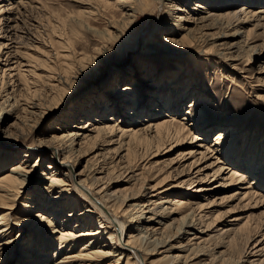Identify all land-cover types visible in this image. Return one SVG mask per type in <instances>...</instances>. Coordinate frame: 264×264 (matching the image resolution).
Returning a JSON list of instances; mask_svg holds the SVG:
<instances>
[{
	"label": "bare ground",
	"instance_id": "6f19581e",
	"mask_svg": "<svg viewBox=\"0 0 264 264\" xmlns=\"http://www.w3.org/2000/svg\"><path fill=\"white\" fill-rule=\"evenodd\" d=\"M242 1L244 5L240 6ZM5 2L6 0H0V205H7V202L19 197V192L28 191L21 208L30 215V212L37 210L33 215L34 220H30L35 225L29 231V238L24 245L23 256L26 255L27 258H21L20 264H222L224 259L220 261L215 252L208 254L207 247L202 245L206 238L204 236L211 231L204 228L212 215L213 201L210 197L221 189L234 188L239 184L229 196L230 200L260 201L259 207L264 208L263 151H258L248 161L246 153L240 154L242 151L237 148L236 135L239 131L236 128L223 123L209 127L210 122L205 119L208 110L203 105L207 104L214 110L219 105L203 93L204 90L200 89L198 83L193 84L192 90L186 88L188 80L182 81L188 67L183 69L182 64L175 77H164L159 82L162 88L161 92H157L159 95L152 89L149 91V88L156 85L147 87L148 92L158 98L155 102L150 101L151 96L144 99L141 92L144 84L141 86L140 81L132 82L131 78L128 83L108 88L109 98L101 97L99 102L102 103L90 102L79 116L88 117L84 124H80L82 120L75 115L74 107L61 122V127L54 128L55 132L35 136L37 126L27 131L24 129V122L27 121V114L42 112V104L31 102L19 111H14L19 106L18 92L26 85L35 83L26 78L31 70L22 69L23 66L30 67V61L27 51L21 49L24 46L19 45L23 39L19 26L27 0ZM89 2L106 13L115 9L121 11L122 22L118 23L111 18L109 29L107 27L108 31L105 30L106 37L103 35L106 41L101 49L106 51L108 58L113 51H123L122 47L128 43L131 35L132 25L141 12L148 10L149 15L162 11L163 15L169 17L167 29L169 26L172 31V34L164 37L165 48H160V52L151 51L164 58L191 53L194 69L203 65L205 70L206 64L214 65L213 63L221 61L227 67L237 70L242 59L238 46L243 41L238 39L244 38V31L239 28L249 25L255 31H264V0H88L87 3ZM256 5H260L257 10L253 8ZM126 24L129 26L127 32L124 30ZM240 24L242 26L238 27ZM223 29L227 30L223 32ZM228 38L232 40L226 43ZM136 49L134 47L131 50L129 57L136 58ZM127 52L124 50L123 53ZM197 54H203L208 59H196ZM256 54L264 55V49ZM109 61L104 60V63L109 64ZM250 62L247 59L245 63L248 65ZM89 63L90 61L77 69L82 82L77 85L79 89L101 77L106 71V64L97 68L94 63ZM147 67L153 66L151 64ZM131 69L133 67L130 71ZM157 76L160 74L153 75L156 80ZM180 76L182 77L179 78ZM9 87L12 88L11 92L8 91ZM189 98L191 101L187 103ZM96 107H99L98 110L93 111ZM25 108L30 111L26 112ZM126 108L129 111L127 120H124L122 113ZM110 110L118 112L117 121L112 120L113 117H105ZM54 111L49 109L47 115ZM152 118L157 119L149 121ZM76 120L79 125L71 124ZM111 121L116 123L112 124ZM70 125H73V129H69ZM215 130L218 131L214 140L203 143L208 140L210 132ZM178 138L191 139L188 143L193 146L186 152V156L193 159L191 165L186 170L173 174L172 181L169 174L163 177L158 173L144 174V166L150 165L148 163L154 157L151 155H155L154 150L163 144L175 143ZM141 146L145 153L150 152L151 158L140 167L138 156L133 152L135 147L142 148ZM34 156L38 159L32 163ZM207 161L212 162L203 165ZM11 163L8 168L7 165ZM6 167L8 170H5ZM215 167L217 168L213 174L210 173ZM246 168L245 172H240ZM175 169L176 167L172 171ZM146 179L155 183H146ZM210 180V183L216 181L217 184H206ZM126 184L135 185L136 188L125 187ZM162 198L165 199L161 200ZM14 205L10 204L8 209L13 210ZM230 213L231 218L226 220L227 227L221 229V232L232 238H245V245L236 264H246L257 257H264V215L257 223L248 224L246 221L240 225L239 214ZM96 215L99 220H95ZM22 217L18 218L19 223ZM102 218L104 219L101 220ZM177 221H182L180 228L170 236L164 235V229L176 225ZM9 222L7 214H1L0 260L11 255L8 263L14 261L17 239L22 236V232H18L15 239L12 237L16 228H12ZM12 224L16 225V222ZM58 230L60 235L56 238L54 233ZM141 232L148 234L144 237H154L159 242L151 248H142L144 245L140 247ZM186 237H190L186 244L190 247L176 245ZM54 238L57 239L58 246L53 255H50L48 252ZM193 240L198 241L192 242ZM81 241L82 247L74 253L73 250L78 248ZM172 251L187 253L169 255Z\"/></svg>",
	"mask_w": 264,
	"mask_h": 264
},
{
	"label": "rangeland",
	"instance_id": "374dc122",
	"mask_svg": "<svg viewBox=\"0 0 264 264\" xmlns=\"http://www.w3.org/2000/svg\"><path fill=\"white\" fill-rule=\"evenodd\" d=\"M13 1L17 2L20 0H12V2ZM87 2L88 0H27L20 21L21 27L19 26V29L21 28L20 31L23 32V34L21 33L23 39L19 45L24 46V48L22 47L21 49L27 51V57L30 61V67L23 66L22 69L31 70L26 78L35 83L26 85L18 92L19 106L15 107V110H13L19 111L20 108L22 109L31 102H40V105L42 104L40 107L43 108V113L37 111L38 113L27 114V121L25 120L24 122L25 130L28 131L31 130L33 126H37L35 136L45 132L52 134L55 132L54 128L56 126L61 127V122L65 120L68 116V112L74 107L76 108L75 115L82 120V122L80 121V124H84L88 120V117L79 116L84 113V110H86L85 107H87L90 102L93 104L102 103V101L99 102L101 97L109 98V94H107L108 88L116 86L119 83H128L131 78L132 82L140 81L141 86L144 84L143 89L145 90L142 89L141 91L142 94H144V99H149L151 96L150 101L153 100V102H155L158 98H154L155 95L152 93L150 94L147 87L150 85H156L155 87L149 88V91L152 89L156 92V95H159L157 92L162 91L160 85L161 81L164 80V77H169L170 79L171 77H175L179 72V65L182 64L183 69L188 67L187 71H190V73L184 71L186 72V75L182 82L188 80L186 88L192 90L194 86L193 84L198 83L200 89L204 90L203 93H205L211 101H214L219 105L217 110L208 107L207 104L203 105V108L208 110L205 119L210 122L209 127L223 123L236 128L237 131H239L236 135V144L238 143L237 148L242 151L241 153L239 152L240 154H243L244 152L246 153L248 161L251 157L257 155L258 151L261 152L262 150V153L264 154V55L262 54L259 56L256 54L264 49V31H255L252 29V26L249 25H244L239 28L241 31H244L242 33L244 38L242 37L241 39H238L243 41L238 46V51L241 52L242 59L238 64L239 66L237 70L232 67H227V65L223 64L221 61L213 63L214 65L206 64L205 70H203V65H201L203 68L200 67L194 69V58L191 57V53L182 56L178 55L164 58L162 57L163 55L153 52H160V48H165V46H163L164 37L165 35L172 34V31L169 26L167 29L169 17L163 15L162 11L149 15L150 11L148 10L141 12L134 25H132L130 29L131 35L129 36L128 43L123 45V51L119 50L120 52H117L115 50L116 52L113 51L110 53L111 55L108 58L107 54H105L106 51L104 52V50L101 49L104 41H106L105 30L107 29L111 18L118 21V23L122 22L123 17L120 13L121 11L115 9L106 13L101 11L102 9L94 7L95 5L93 3L89 2V4ZM5 3H7V0ZM239 5H244L243 1ZM258 7H260V5H256L253 8L257 10ZM239 26L242 25L240 24L238 27ZM22 29L24 31H22ZM108 29L106 31H108ZM125 29L126 32L129 29L127 24L124 26V30ZM225 30L227 29L221 31L224 32ZM233 31H235V29L229 31V33ZM103 35H105V37ZM231 40L232 38H228L225 41L227 43ZM233 41L235 40L233 39ZM134 47L137 48V52L135 53L137 59L129 57V53H131V50ZM124 50L128 51L127 54L123 53ZM198 58L205 61L208 59L207 56L203 54H197L196 59ZM247 59L251 60L248 65L246 64ZM104 60L112 61H109V64H106L107 62L104 63ZM89 61L91 64L94 63L93 65L97 68H99L101 64H106V71L101 77L94 81H90L82 89H79L77 85L79 86L82 82L80 80L81 77H78L77 69ZM143 62L146 64H142ZM151 64L153 67L148 68L147 66H151ZM165 64H167V66ZM132 67L133 70L131 69L130 71V68ZM95 69L96 68H94V70ZM156 74H160V76H157V80L153 77V75ZM181 77L182 76L179 78ZM192 80L193 82H190ZM73 88H75L74 91L72 90ZM8 91L11 92L12 88L9 87ZM189 101H191V98L186 102L189 103ZM98 108L96 107L93 111H97ZM26 109L27 108L24 109L26 112L30 111ZM49 109H54L55 111L52 114L47 115ZM25 111L24 113H26ZM128 111V108L123 110L122 117L124 120H127ZM115 113L116 112L110 110L106 113L105 117H113L114 119L112 120L116 119L117 121L119 115L117 114L118 112ZM155 119L152 118L149 119V121ZM116 121H111L110 123L115 124ZM78 122L79 121L76 120L71 124L79 125ZM123 125L126 126V124ZM72 126L73 125H70L69 129H73ZM217 131L218 130H215L214 132L211 131L208 136L209 138L207 137L208 140L203 143H211L214 140V135ZM178 139H176L175 143H166L161 145L158 149L154 148L155 153H153L155 155H151L154 157L150 159L148 163V165L150 164L149 166H147L146 161L151 158V156H149L150 152L145 153L142 146V148L135 147L133 153H135L134 155L137 154V161H139L138 163L140 167L143 164H146L144 166L146 168L143 170L144 174L151 175L158 173V175L162 177L169 174L170 181H172L173 174L175 175L177 171L186 170L191 165L193 159L186 156V152L193 146L188 143L191 139ZM19 142H22V140ZM28 143L29 141H27V145ZM115 144L117 145V143ZM115 144L113 146H116ZM174 144L176 145L174 146ZM170 147H172V151L169 150ZM146 157L147 159H143ZM37 159L38 157L34 156L32 158V163ZM260 159H263V157ZM211 162L212 161H207L206 163H203V165ZM11 165L12 163L7 165V167L9 168ZM179 165H181V167ZM246 166H248V163ZM7 167L5 170H8ZM175 167L176 169L174 172L172 170ZM216 168L217 167L211 169L210 173L213 174ZM245 170H247V168L240 170V172H245ZM146 180V183H155L153 180ZM218 180L219 179L216 181L218 182ZM216 181H213L212 183L217 184ZM210 182L211 180L206 184H212ZM144 183H142V185H145ZM237 185L239 184H236L234 188L221 189L219 192L211 195L210 200L213 201V207L211 209L212 215L204 225L205 230L209 229L211 231L208 232V237L204 236L206 238L202 242V245L207 247L208 254L215 252V254L219 256V260L224 259L222 264H236L241 256V250L245 245L244 237L240 236L232 238L227 233L221 232V229H226L227 227V221L231 218L230 212L239 214L240 225L245 224L246 221L247 223L250 222L252 224L257 223L264 215V208L259 207L261 205L260 201L256 202L255 200H247L241 202L240 200L229 199V196L235 188H237ZM124 186H132L131 188H136L135 185L133 186L131 184H126ZM184 190L187 191V189ZM26 196H28V191L26 193L23 191L22 193L19 192V197L17 199H12L7 202L9 203L7 205H0V216L1 214H7V218L10 219V226L16 228L12 233V237L15 239L18 232H22V236L17 239L18 246L16 248L14 261L8 263L9 256H11L9 255L7 259L0 260V264H20L22 262L21 258L24 257V245L29 238V231H31L33 225H35L30 220H34L35 216L33 215L37 212V210H34V212H30L31 215L27 212H23L21 204L25 202L24 198ZM163 199L165 198H162L161 200ZM12 203L15 204L14 209L9 210L8 207ZM20 216L23 217L19 223L18 218H20ZM94 218L95 220H99L97 215ZM103 219L104 218L101 220ZM13 222H16V225H13ZM175 223L176 225L174 224V226L172 225L164 229V235L170 236L171 234H174L177 228H180L182 221H177ZM36 225H39V223ZM130 230L131 228L128 232ZM44 231H47V229H44ZM144 233L145 232H141L139 234L140 247L144 245L142 248H151L159 242L157 238H150L149 236L144 237L148 235L146 233L144 235ZM262 233H264V231ZM59 235L60 230L54 233V237L56 236V238ZM189 238L190 237H186L182 239L180 242H177L176 245H186ZM194 241L198 240H193L192 242ZM82 245L83 242H79L78 248L75 247L73 252H78L79 247L81 248ZM193 245H191V247ZM57 246L58 241L54 238V243L48 253L53 255ZM184 247L187 248L190 246L186 245ZM186 253L187 252L172 251L169 252V255H185ZM25 257L27 258L26 255ZM25 257L23 258L24 260ZM206 262H209V260L206 259ZM246 264H264V257H257L253 262H247Z\"/></svg>",
	"mask_w": 264,
	"mask_h": 264
}]
</instances>
